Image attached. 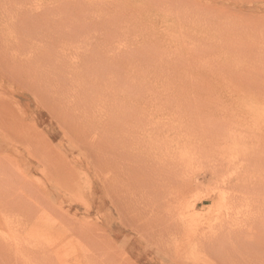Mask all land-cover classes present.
Wrapping results in <instances>:
<instances>
[{
    "label": "rangeland",
    "instance_id": "1",
    "mask_svg": "<svg viewBox=\"0 0 264 264\" xmlns=\"http://www.w3.org/2000/svg\"><path fill=\"white\" fill-rule=\"evenodd\" d=\"M42 1L45 4L49 2L48 5H56L59 0H42ZM95 1H98V0H95ZM134 1L139 3L142 0H134ZM149 1L150 0H147L145 2L144 0L140 2L141 6L148 8V9H153L159 5H160L159 7L161 6L163 7V5L166 3L165 5L169 6L167 10L170 11V8H171L170 6L177 7L176 4L180 3L182 7H184V5L186 4V7L192 8L190 10L194 11V9H198L199 12H205L208 14V17H209V13H211V15L214 14V18H207V20L205 21L206 25L209 24L208 28H205L206 25L204 24V21H201L200 27H198L195 30H189L190 34L189 32L188 34L190 37H192L189 40H191V43L192 42L195 43L194 48H196L197 45L201 43V40H198V38L200 37V34L207 31L205 34L209 35V33L212 31V28L214 26H215L214 28H217V27L223 28L226 23L224 18H227L226 20H228V18L231 16L235 17L239 21L243 29L242 30L243 33H240L239 35L231 37L232 43L234 42H235L234 44L237 43L236 44L237 46L239 45V47L242 48V50L244 49V51L245 50L249 51L250 53H247V54H250V56H252L251 58L248 57L249 58L248 61H250L248 63V65L250 66L249 75L251 76L249 77V79L250 78L251 79L249 81V79L247 78L248 80L246 79L245 80L246 82L245 81L243 82V79H242V82L239 84L241 92H242L240 95L242 96H239L238 98L235 99L234 96L232 95L233 97L231 99L233 101L230 98H228L227 101L221 105V107L219 108V111L217 110L218 112H220V114L218 113V116L217 114L216 116H214V113L212 112H207V111L202 110L198 113L194 112L191 115H188L189 118L186 117L187 119H185L184 116L183 117L180 116L174 120L171 119L172 120L171 121V120L166 119L163 116L164 118H161L160 119L161 121L160 120L157 121V119L160 118V114L158 111H156V112H152L153 114L147 113L146 117L144 116V119H143L144 124L143 125L141 124L143 122L140 123L142 126V129L140 130H142L141 131L142 136L146 135L145 138H149V136L150 138H153L154 136H159L163 138L169 136L170 138V137H173L174 134L176 135L177 132L179 133L178 130L180 127L183 128L184 126L186 125L188 126L189 124L193 125V123H191L192 120L198 119L197 121H199V123L201 122L203 123V127H200L202 128V131L200 130V128L198 130H195V132L193 131L191 135L194 137L193 138L189 137V138L190 140H194V145H198V143H201V142L205 144L206 142H209L211 140L213 145L210 144V147L212 148V150L210 148L209 149L210 152L207 151L208 153L205 152L206 154L203 153L201 154L202 156L196 155L194 152V148H192V145L188 143L189 141L188 138L185 139V137H188L190 134H188L187 132H184V133H187V135L184 136L185 134L180 132L179 135L183 136V137H179V139L181 138L180 141L178 139V141L173 140L170 143L169 142L170 140L166 141V139H163L161 145L158 147L152 146L150 144V146H141L140 148L135 150L136 154L140 155V157L142 158H148V160L154 158L150 160L151 162L150 161L147 162L146 165H144L141 168L142 171L140 170L136 172V170H134L133 168V164L131 163L132 161L130 159H129L130 163L128 162V160H126L127 164L128 163L129 164L128 165L126 164L125 168L123 166L124 168L123 169L122 167L119 166V163L116 159L110 158L113 156V154H116V152H117V155L118 153H120V150H116V152H114L115 146L118 145V143L120 142L119 139L116 138L115 140H113V142L111 141L112 144L109 145L106 142L99 141L100 139L102 140L104 136L101 137L100 134L99 135L96 134V136L98 137L97 141L102 142L101 143L102 148L105 147L104 149L108 151L107 153L105 152L103 154L105 156H108V155L110 156L109 157L110 161L107 162V166L103 167V169L105 171H108L111 174V175L109 174L110 175L109 177H113L114 179H116L114 180L113 184H115L114 186L118 189L117 190L118 194L115 193V195H120L119 196L120 201L118 200V203L119 204L120 202L122 203L119 205L117 201L115 200L116 204L112 205L111 202L108 200L107 196L101 190L102 184H104L107 174H105V172H103L101 169H96L94 166H92L91 161H88L86 159L88 162L85 163L83 159L86 157V154H90L89 158L92 159L93 157L91 154L92 151L90 150L91 151L90 153V151L87 150L90 147H87V148L83 147L85 148L86 151L83 148L76 150L74 145L76 142L75 138L78 137L77 136L78 134L76 135L75 134L76 131L72 130L70 127V124H73V123L76 124L77 120H80L81 117H82L81 119L82 122L86 121L87 118L88 120L89 119L94 120L95 116H98L97 118H99V115L102 114L100 110L101 111L102 110L105 111V110L101 108L100 110L99 108L97 110L96 106L95 108L90 107V109L88 108L83 109L81 106L82 101L81 103H79L80 105H77V103H75V105L71 106L72 108L68 109L70 110L69 111L70 113H68L67 116H66L67 110L63 107L59 108L61 107V105H59L61 94L56 89L55 86L59 82L60 84L58 85L61 86L64 79L62 78L60 79L59 78L60 75L58 73L61 71V69H64V68L67 69L69 65L72 64L70 61H68V59L71 58L69 56V52H72L70 55L74 54L73 50L76 51L80 49L81 45L77 47L78 49H74L76 48V44H74V45H68L69 48L68 46L67 47L65 46L63 47V49L59 46L58 49L62 50V51L59 50V52H58V49H56V51L52 50V52H58L59 53L58 55L60 57L62 56V59H61L62 63L56 64L57 62H52L51 57L48 58V55H49L48 51L43 52V55H41V57H43L42 59L39 56L41 61L38 58H37L38 61H33V59H36V57H38L37 56L38 54L35 53L33 57L31 56L30 58H28L29 57L28 50L30 48H36V46L34 45L32 46V44H29L30 46L28 44L27 45L24 44V45H21V47L19 46V47H13V48H10V47L6 48L5 46L4 47L2 46L4 44L3 42L6 39H9V37H11L10 34L15 33V29L19 31H25L28 22H30L31 20L28 19L27 23L23 22V19L27 17V14H26V15L19 17L18 20H17V16H15L11 20L13 23H10V20H7V18L10 19L9 18L10 16H7V18H4L6 17V15H10V13H7L8 11H11L9 7H6V9H8L6 12H3L4 11L3 8H0L1 9L0 10V13H1L0 14V100L4 102H7V100H11L13 98L15 100V101L13 100V102L10 101L9 105L5 107L4 114H1L0 112V167H1L0 168V259H1L0 264H36V262H38L39 264L40 261H41V264L42 263L48 264L50 261L49 260L46 261V259L43 260L41 257L42 255L41 253L46 254V251L48 253L50 250L51 252L54 250L55 252L57 251V255H60L62 253L64 254V255H60V257L57 256L58 257V258L56 257L57 261H56V258L52 257L51 258L52 260L50 262L51 264H62V262L65 264H264V259L260 255H258V252H256L258 251V248L260 247V245L264 242V236H263L264 226L261 227L262 229L260 230L259 229L260 225L259 223H257L260 219L264 217V215H262V212L264 213V211H262L264 208V206L262 205L263 200L259 198L261 193H264V192L258 189L261 182L262 183L260 186L262 185L264 186V161H262L264 160V154H262L264 153V140L258 139L259 133L262 132V130L264 131V96L263 95L254 96V94L252 96H248L249 94L246 95V91H250V90L255 91V86L257 89L255 93H257L258 91H261L264 94V91L262 89L264 88L263 87L264 82L263 84L260 83L264 80V0H176V4L173 3L175 2V0H151V2ZM20 2H22V0ZM22 3H19L20 5L19 4L18 5L22 6L23 5ZM116 10H118V8H116ZM112 12L114 13L116 11L112 10L110 13ZM182 12H184V10H182ZM54 13H55V16L53 12H50L51 15L53 14L54 20L51 19V21L50 22L48 21L46 25L51 26V28L54 26V28H56L55 30H57L56 33L58 32L60 28H63L62 27L63 25L70 26L72 24L70 22L73 21V17H74V20H76V22L79 21L78 19L79 15H77L76 13H73L72 14L73 17L68 16V18L63 20L64 21L63 23L61 22L60 24L61 27L59 28L58 26L56 27V25L54 24L59 23L58 17L60 19V14L58 13L59 14L58 16L56 12ZM168 13L159 15L157 18L156 25L158 26L159 31L157 33L154 32L153 34V37L155 36L154 38L157 41L160 39L171 37V35H169L171 32H172L171 33L172 37H174V35L178 36L183 32V29L181 27H177L173 29L172 31L166 30V32L164 33H159L161 28L167 25H169L168 27H170V23H172L170 19L171 16ZM56 16L58 17L56 18ZM75 17H78V18H75ZM50 18H53V17H50ZM72 25H73V31L74 30L76 31L78 25L76 24V27L74 24ZM147 25L148 23L145 22V26ZM65 27L66 26H64V28ZM8 29L9 31H7ZM202 30L203 32H201ZM80 31L82 30L81 29L78 30V32ZM52 34H54L55 36L57 35L55 34V31L52 32ZM158 36H161V38L158 39ZM164 36H167V37H164ZM120 37L122 38L123 35H121ZM120 37L117 36L111 39L114 45L119 46V45L125 44V42L127 41V37L125 35L122 39ZM36 41L37 43L40 42V40H36ZM115 42L117 44H115ZM127 44H129V40ZM72 47L74 48L72 49ZM164 49L165 48H163V50ZM169 49L173 50L174 48L170 47ZM63 52L64 54L68 52L65 55H68L69 57L63 56L64 55ZM193 53H191V55L189 56L187 55V57H191L193 55L191 58H194L197 54L199 56V59L201 58L200 60H202L204 57L206 58V57L211 56L213 52L210 49H208V51H205L204 53L203 51H200V50H194ZM146 54L147 53H144L142 55L145 56ZM18 55H19V58H18ZM140 55L141 54L137 55L138 59L142 57V55L141 56ZM133 56L134 55L130 56V60L131 58L133 59ZM253 56H255L256 62H254V60H251V59H254ZM28 59H31V60H28ZM199 59L197 60V62L200 61ZM42 60H44L45 63ZM70 60H72V58ZM35 62L39 63L40 66L43 63L44 65L39 67L38 66L39 64L36 65ZM191 62L195 63L196 62L195 58H194V61H191ZM253 62L255 64L250 65V63H253ZM33 64L35 66H38V68L36 67L35 71L33 70ZM249 66H246V67L248 68ZM138 68L142 70L141 69L142 67H138ZM251 68H253V70ZM33 74L36 76H34ZM73 74H74L73 75L74 79L71 78L70 76L69 78L68 75L66 76L67 83L75 82L76 81L75 79L80 77L79 73H73ZM43 75H46V76L44 77ZM104 76L106 77L107 73L105 75H102L100 79L103 80L105 78ZM34 77L38 78L41 84L43 85V86H40V89H39L42 91L41 92L42 94L40 93V95L38 93L34 94L33 93L35 91L34 89L32 90L33 92H30L31 88L32 87L34 88L33 84L38 85V80H37V83L33 82ZM162 77H158L159 79L157 80H163L165 76L163 75ZM58 78L61 81L59 80V82L57 81L58 82L57 83L56 80H58ZM251 80L254 82L252 83ZM46 83L48 84L50 83L51 87H49V85H47ZM62 88H63V84H62ZM242 88L244 89L242 90ZM155 90L156 89H151L150 91H148L149 97H151L153 94H156V93H151L152 91L155 92ZM196 90L198 91V88ZM200 90L201 89H199V91ZM197 91H196V94L199 93L203 96L206 95V97L209 96V93L207 91L203 92V90H201L200 91L201 93ZM31 94H32V97L34 98L31 97ZM163 94L165 95H162V96L160 95L161 97L158 94H156V96L159 98V100L161 99V101H165V99L168 98L169 96L167 95V93H163ZM144 95H147L148 97V94L144 93L142 96ZM46 96H48V98ZM145 97H143L144 99L141 97L140 101L142 102V99H143V102L147 100L145 99ZM150 99L152 100L154 99V97H151ZM150 99H148L147 101L148 104L145 101L144 102L145 104L142 102L141 106L143 104V106L148 105L149 107L151 105V107H153L154 103L156 104V102L159 101L157 98L155 99L156 102L152 100L153 101V106H152V102ZM172 100L171 99L169 100L170 104L172 105L171 107L170 106L168 107V110H173L179 104L177 102H180L174 99ZM224 104H227L226 106H229V107L232 106V108H234L233 110H235L236 113L233 110L231 112L223 111ZM47 106L49 108L51 107L52 109L50 108L49 110ZM65 107L68 108L67 105ZM117 109L114 110L115 113L120 110V108L118 109V111ZM10 110H12V113H13L11 115L8 113ZM77 110L79 111V113L77 112ZM95 110L98 112H96ZM87 113L89 114L88 116L86 115ZM230 114L232 116H230ZM124 116L120 117V120L118 123L120 124L126 123L128 120L126 121L124 118H127V119L133 118V120H135L138 117V114L137 112H133V113H128V115H124ZM66 117H69V118H66ZM70 117H73V118H70ZM222 117H223V120L218 119ZM236 118H238V120ZM67 119L70 121H68ZM215 119L220 120L219 125L225 124L226 122L229 124H232L235 121H239L235 123H241V124L239 125V128L235 130L233 134L223 135L225 137L221 135V137L218 138V136L212 135V130H214L216 127ZM137 120H139V118ZM206 120L209 122H207ZM153 121L154 122L156 121L155 122L156 124ZM245 122L250 123L249 128L248 127L244 128L245 125L243 123ZM252 124H255V125L251 126ZM187 126L183 128L184 129L183 131L188 130V129L193 130V127H190L191 125H189L188 128ZM147 132L149 134H147ZM133 133L134 135L138 134L136 132H133ZM167 134H170V135H167ZM73 137L74 139H72ZM197 138H199L200 140ZM224 138H225V141L223 140ZM201 139H204V140L202 141ZM195 140L198 143L195 142ZM174 141L179 144H176ZM216 142L217 143L219 142V143L217 144ZM246 143L247 145H245ZM172 144L173 146L171 147ZM95 147L97 146L95 145ZM256 148L257 150L255 151ZM82 149L85 152H83ZM170 149L173 150L175 156L178 157L177 160H179L180 158V160L182 159V160H185V162H189V161H192L193 159H196V157L198 160L196 159V160H193L194 162L192 161L190 167L188 168L189 170H188L187 176L178 177V188L175 187V185L173 184H169L170 187L168 189L166 188L168 186H166V184L164 185V181L160 180V177H164V176H160V175L165 174L166 176L171 171L169 169L173 168L174 165L176 167L177 165L176 163L178 162L176 161L174 165L171 164L173 162H166L168 163L167 165L161 162L160 160H162L161 156L163 157L167 156ZM260 149H261V152H260ZM97 150H98V147H97ZM98 151L100 152V150ZM43 154L47 157L45 158L46 160L43 159V161H41L42 158H40L39 156ZM79 155H81L80 156L81 158L79 157ZM255 155L256 156L261 155V156L258 158ZM198 156L200 159L198 158ZM4 157L5 158L7 157V158L5 159ZM255 157L259 159V160L257 159L258 160L257 162H256ZM124 158L125 156L123 157V159H120V161L124 162ZM155 159L157 160L158 165ZM180 160L179 162H181ZM115 161L117 162L115 163ZM213 162H214V165H213ZM249 162H250V165L247 166ZM1 164L3 166H1ZM165 165L167 166L165 167ZM170 165L172 167H170ZM212 165L213 166L216 165L217 167L216 166L213 167ZM236 166L238 168V172L235 171L237 170ZM110 167H112L113 169ZM119 167L123 169V171L122 169L120 170L122 174H124L123 173L124 171L126 173L124 176H122V178H120L122 174L119 173ZM163 167L165 168V170ZM227 167L229 170L227 169ZM213 168H215L216 170ZM234 168L235 170H232ZM116 170H118V172ZM230 170L233 172H231ZM217 171L219 173H217ZM132 172H134L135 175L134 173L132 174ZM115 173H118V174H115ZM229 173H231L232 175ZM233 173L234 174L237 173V174L234 175ZM241 173L243 175H241ZM128 175L130 177V178L128 177L129 180L127 178ZM153 178H157V179L159 178L158 180L160 181L156 179L154 180ZM193 178L195 179L193 180ZM241 179H243L242 181L245 180V183L248 185V186L246 185L247 187H249L250 185L251 189L249 193L241 194V192H239L240 187H239V184L237 183H241ZM256 179L258 181H256ZM117 180H120V181H117ZM186 180L188 181L191 180V181L189 183L187 182L186 184L185 183ZM121 181L123 182V184L126 183V186L124 184V186L127 188L125 189V192H127V190L131 186L134 187L136 182L138 183V186H139L140 184L150 181V183H152L151 184L152 187L146 186L148 190L151 189V191L146 190V192L149 193V194L147 193V196L149 195L151 196L153 193L155 194L156 191L158 192V190L162 188L165 192L164 191L160 192L162 189L159 190L160 195L163 196L161 198H159L160 196L159 193L156 192V194H158V198L160 200L163 198L162 201L169 200V202L173 200L172 201L173 203L170 202V205H172V208L168 204L169 205L168 207L170 209L168 208L169 209L168 210L166 206L164 209L168 211L162 212V213H166L167 216H170L175 220H172V224L168 226H167V222L165 221L166 224L164 225L167 227L162 228L163 229L162 234L161 233L154 234L155 232H151V230L154 227L152 229L151 227L149 228V225H150L149 223L148 224L144 223L142 225H139L138 223L140 221L137 222L136 217H134L135 216L134 214L136 211H134V214L132 213L133 214L132 218L133 219L135 218L134 221L130 220L131 221L130 222L128 220L129 218H131L128 211L132 207L133 208L131 210L135 209L134 208L135 202H136L135 197L138 196V195L136 196L137 189H136V192L135 190L133 192V188L131 187L132 189L131 190L129 189L130 193L133 192L135 194L133 193L129 194V196L132 195L130 198L129 196L127 197V194H125L126 196L123 198L122 193L124 189L121 190L119 188V184L118 185L116 184V183L121 184ZM248 181L249 183H247ZM150 183L149 184L145 183V184L150 185ZM197 183H199V185ZM255 183H257L258 188L256 187ZM159 184H161L162 186L161 188L158 187ZM236 184L238 186L235 187ZM74 186H76V188H74ZM171 186L175 189V191H173L174 189H172ZM182 187H184V189ZM135 188L136 186L134 187V189ZM253 188H257V189L254 190ZM251 190L253 193L251 192ZM167 192L169 193L166 195ZM13 193H15V195H12ZM170 193H173V194L171 195ZM175 193H176V196H173ZM235 194L237 195L235 196ZM7 195L15 196L16 197V199L14 200L15 203L18 204L20 202L19 205L21 204L22 206L17 207L16 205H14L13 207L14 202L12 203L11 200H8ZM121 195H122V198H121ZM164 196H166L167 198L169 196V198L166 200ZM170 196H173L174 199L171 200L172 197L170 198ZM256 196H259L257 197L259 198V200H256L257 199ZM142 197H143L142 200L144 201L142 203L144 204L142 205V207H140V209L143 210V212L142 211L141 212L143 215L147 213L149 214L147 210H146L147 213L145 212V207L146 209H148V206L146 205L145 202H147L148 204L150 199L147 198V200L145 199L146 200L145 201L144 196ZM251 197H253L255 201ZM5 199H7L8 201ZM128 199L129 200L131 199V200L129 201ZM133 200L134 202H132ZM258 202H260L261 206L256 204ZM130 203H133V204H130ZM35 204L38 206H36ZM117 204L119 208L116 207ZM121 205L122 206L124 205V206L121 207ZM127 205H129L130 207ZM26 206L27 207L30 206L31 210H29V208H27ZM99 206L101 208H99ZM124 207H128L127 210ZM25 208L26 210H24ZM120 208H123V210L125 211H123ZM27 209H28L29 214L26 212ZM258 214L261 216H259ZM25 216H28V217L26 218ZM167 216H166V220L168 219ZM24 218L28 220L32 219V221L27 222L26 224L25 223L26 221H24L25 220ZM6 219H7V222H5ZM34 219H36L37 221ZM22 220L24 221L25 225H27L28 227V228H25L26 230L22 228V224H23V223L21 224V222H23ZM179 221L181 223H179ZM3 222H5L6 224L9 223L8 225L10 227V230L11 229L12 230L17 229V230L8 231L7 230L9 229L8 225H4ZM17 222H20L21 225L19 224L18 226ZM133 222H134V226H133ZM135 222H137V225ZM174 222H176L177 224L175 223L174 225ZM14 223H16L17 225ZM12 224L14 226H11ZM28 225L29 226L33 225L32 226L33 228L29 227ZM138 225H139V228H137ZM152 225L154 224H151V226ZM173 225L175 226L174 228L172 227ZM140 226L142 227V229L140 228ZM28 229H30L31 231ZM46 229L48 232L46 231ZM25 231H27L28 233ZM19 232L21 234L23 233V235H21ZM29 232L32 233V235L28 236ZM44 233L45 235H43ZM223 233L225 234L223 235ZM48 234L49 236H47ZM25 236L27 237V239ZM86 242H87V245H86ZM14 246L15 248H13ZM44 250L46 251L44 252ZM13 254H16L17 258H15ZM88 254H90L89 255L90 257L88 256ZM21 255L23 257H21ZM38 255L40 257H37ZM5 256H7L8 260L4 259ZM61 256H64V257L66 256L65 262H64V258L63 260L60 259L62 258ZM40 258L42 260H39ZM15 261L16 263H14Z\"/></svg>",
    "mask_w": 264,
    "mask_h": 264
},
{
    "label": "bare ground",
    "instance_id": "2",
    "mask_svg": "<svg viewBox=\"0 0 264 264\" xmlns=\"http://www.w3.org/2000/svg\"><path fill=\"white\" fill-rule=\"evenodd\" d=\"M20 1L21 0H0V8H3V10H4V11L2 10L3 12H6L8 10V9H6V7H9V9L11 10V11L7 12V13H10V15H6L5 14L6 17L3 16L4 18H7V16H10L9 17L10 19L7 18V20H10V23H13L11 20L15 16H17V20H18L19 17H21L23 15H26V14H27V17L25 19H23V22L27 23L28 19H30L31 20L30 22H32V23L28 22L27 26L25 25L26 26V30L23 28L25 31H19V30L15 29V33L14 34H10L11 37H9V39H6L4 42L2 40V42L4 43L2 45L3 47L5 46L6 48H9V47L13 48V47H19V46L21 47V45H24V44L25 45L32 44V46L34 45V46H36V48H30L29 47L31 50L30 49L28 50L29 51L28 52V54H29L28 58H30L31 56L33 57V55L35 53H37L38 57H36V59L38 58L41 61V59L43 58V57H41V55H43V52L48 51L49 52L48 58L51 57L52 62H57L56 64H59V63H62V60H61L62 56L60 57L58 55L59 54L58 53L59 50L62 51L61 49H58L59 46L63 49V47H65V46L67 47L68 45L76 44V48L72 47V49L73 48L74 49H78L77 47H79L81 45L80 49H78L76 51L73 50L74 54L70 55L72 52H69V56L72 58V60H70L71 58H69L68 61H70L72 64L69 65V67L67 69H65V68L61 69V71L58 73L60 75L59 78L60 79L61 78L64 79V81L62 82L63 88H62V84H61V86L58 85V84H60V82H59L60 79L58 78V80H56V82L58 81L59 83L57 82L58 84L55 87L61 94L60 95V101H59V103H60L59 105H61V107H59V108H62V107L65 108L67 110V113H66V116H67V114L70 113L69 112L70 110H68V109L72 108L71 106L75 105V103H77V105H80L79 103H81V101H82V105L81 106H82L83 109H87V108L90 109V107H94L95 108V106H96L97 110H98V108H99V110H100V108L105 110V111H103V110L101 111L100 110V112H102V114L99 115V118H97L98 116H95V118L92 116L94 118V120H92V119L88 120V118L85 117V118H87V120L85 119L86 121L82 122L81 121L82 117H81V119L79 118L80 120H77L76 124L75 123L70 124V127H71L72 130L76 131V133H75L76 135L78 134L77 135L78 137L75 138L76 142L73 140L75 142L74 146H75L76 150H79V149H81L83 147H86V148L90 147L87 150L88 151H90V150L92 151V153L90 151V153L93 156L92 159L89 158L90 154H86L87 152L84 153V154H86V157L84 156L85 158L83 159L85 161V163L88 162V161H91L92 162L91 163L92 166H94L96 169H101L103 172H105V174H107V177H106V179L104 181V184H102L101 190L107 196L108 200L111 202L112 205L116 204L115 200L117 201V203H118V200L120 201V197H119L120 195H115V193L118 194L117 193L118 189L114 186L115 184H113L114 180H116V179H114L113 177H109L111 174L108 171H105L103 169V167L107 166V162L110 161V158L111 159L112 158L116 159L118 161V163H119V166L122 167V168H123V166L125 168V165L127 164L126 160H128V162L131 160L132 161L131 163L133 164L134 170H136V172H138V171L141 170V168L144 165H146L147 162H149L150 160H152L154 158L149 159V160H148V158H142V157H140V155L136 154L135 150H137L141 146H150V144L152 146L158 147V146L161 145L163 139H166V141L170 140L169 141L170 143L173 140H177L178 141L179 137H183V136L179 135L180 132L185 134L184 136H186L187 133L191 135L193 133V131L195 132V130H198L200 127H203V123L202 122L199 123V121H197L198 120L197 119V120H192L191 123H193V125L189 124V125H191L190 127H193V130L192 129H188V130L183 131L184 130L183 128L186 127L187 126L186 125L183 128H181V127L179 128V130H178L179 133L177 131H175V132H177L176 135L174 134V136L170 137V138H169V136L168 137H164V138L163 137H159V136H154L153 138H150V136H149V138H145L146 135L142 136V133H141L142 130H140V129H142L141 124L142 125L144 124L143 119H144V116L146 117L147 113L153 114L152 112L158 111L159 114H160V118L157 117L158 118L157 121L160 120L161 118H164V117L166 119H168V120H171V119L174 120V119H176V118H178L180 116H182V117L184 116L185 119H187V118H189L188 115H191L194 112L198 113V112H200L202 110L203 111H207V112H212V113H214V116H216V114L218 116V113L220 114V112H218L219 108L221 107V105L223 103H225L227 101L228 98L231 99L234 96V98L236 99L239 96H242V95H240L242 92H241L240 85H239L242 82V79H243V82H244L247 78L249 79V77H251L249 75L250 66L248 65V63L250 61H248V59H249L248 57L251 58L252 56H250V54H247V53H250V52L247 51V50L244 51V49L242 50V48H240L239 45L238 46L236 45L237 43L236 44H234L235 42L232 43L231 37H234L236 35H239L240 33H243V31H242L243 29H242L239 21L233 16L229 17L228 20H226L227 18H224L225 22H226V23L224 22L225 26L223 28L222 27L214 28L215 27L214 26L213 27L214 29L212 28V31L209 33V35L205 34L207 31L204 30L205 32H203V30H202L201 32H203V33L200 34V37L198 38V40H201V43H199V45H197V47L194 48L195 47V43L194 42L191 43V40H189V39L192 38V37L189 36V34H190L189 30H195L198 27H200L201 26V21H204V24H205V21L207 20V18H214V14L211 15V13H209V17H208L207 13L199 12L198 9H194V11L190 10L192 8L186 7V4L184 5V7H182V5L180 3L176 4V0L173 3L176 4L178 9H177V7L170 6L171 7L170 11L167 10L169 8V6L165 5L166 3L163 5V7L162 6L159 7L160 5L158 4L159 6H157V7L154 6L156 8H153V9L145 8V7L141 6V3H140V2H142L144 0L140 1L139 3L134 1V0H98V1H95V0H59L58 1L59 3L57 2L56 5H48L49 2L46 3L47 4L46 5L42 0H22V2L25 1L24 3L20 2ZM146 1L147 0H145V2ZM149 2H151V0ZM19 3H22L23 5L21 4L22 6H19L20 5ZM160 4H161V2H160ZM17 5H18V7H17ZM101 6H103L104 8L101 7ZM116 8H118V10H116ZM112 10H115L116 12L110 13ZM173 10H174V12H173ZM179 10H181V11H179ZM182 10H184V12H182ZM185 11H187V12H185ZM50 12H53L54 16H55L54 12H56L58 16L60 14V19H59L58 16H56V18L58 17V20H59L58 22L59 23L58 24H54V25H56V27L58 26L59 28L61 27V25H60L61 22L63 23L64 22L63 20L68 18V16L73 17V15H72L73 13H76L77 15H79L78 16L79 18L75 17V18H78L79 21L76 22V20H74V17H73V21L70 22V23L74 24L75 27H76V24L78 25L77 30H76L77 32L75 30L73 31V25L71 24L72 26L71 25L70 26L63 25L62 26L63 28H60L57 33H56L57 30H55L56 28H54V26H53L52 28L55 31V34H57V35L55 36L54 34H52V32H54V31L52 30L51 26L46 25V23H48V21L50 22L51 19L54 20V16H53V14L51 15ZM168 12H170V13L173 12V13L170 14ZM165 13L166 14L168 13L171 16L170 19H171L172 23H170V27H168L169 25H167V26H164L163 28H161L159 33H164V32H166V30L172 31L173 29H175L177 27H181L183 29V32L180 35H178V36H175L173 34L174 37H172V34H171L172 32L171 33L169 32L170 33L169 35H171V37L164 36V37H167V38L160 39L161 36H158V39H160V40L157 41L154 38L155 36L153 37L154 32L157 33L159 31L158 30V26L156 25V21H157V18H158L159 15H163ZM50 17H53V18H50ZM15 21H16V19H15ZM145 22L148 23L147 26H145ZM41 23H43V24H41ZM208 25H206L205 28H208ZM64 26H66V27L64 28ZM80 29L82 31L78 32V30H80ZM7 31H9V29ZM188 32H189V34H188ZM201 32H199V33H201ZM121 35H123V37L125 35L127 37V41L123 45H119V46L117 45L118 46L117 47L116 45H114V43L112 42L111 39L113 37H117V36L120 37ZM36 40H40V42L37 43ZM128 40H129V44H127ZM79 43H81V44H79ZM115 44H117V43L115 42ZM162 47L165 48V49L163 50ZM170 47H173L174 49L170 50L169 49ZM68 48H69V46H68ZM56 49H58V52H52V50L56 51ZM72 49H70V50H72ZM161 49H162V51H161ZM208 49H210L213 52L211 54V56L206 57V58L204 57L202 60H200L201 58L199 59V56L196 54V56L194 57L195 61H196L195 63L191 62V61H194V58H191L193 55L191 57H187V55L188 56L191 55V53H193L194 50H200V51H203V53H204L205 51H208ZM26 52H27V50H26ZM66 53H68V52H66ZM144 53H147V54L145 56H143L142 54H144ZM63 54H64V52H63ZM65 54L63 56H68V55H65ZM138 54L142 55V57L139 58V59H138V56H137ZM132 55H134L133 59L131 58V60H130V56H132ZM23 56H24V54H23ZM39 56L41 57V59L39 58ZM56 56H58V57H56ZM200 56H202V55H200ZM253 57H254V59H251V60H254V62H256L255 56H253ZM18 58H19V55H18ZM36 59H33V61H38V59L37 60ZM144 59H146V60H144ZM198 59L200 61L197 62ZM28 60H31V59H28ZM42 61L44 62V60H42ZM64 61H66V60H64ZM254 62L250 63V65L251 64H255ZM44 63L41 64V66L44 65ZM37 64H39V63H36V65ZM244 64L246 66H249V67L247 68ZM38 66L41 67L40 64ZM38 66H35L33 64V70L35 71L36 67L38 68ZM137 66L138 67H142L141 68L142 70H140ZM253 68H251V69L253 70ZM73 73H79V74L81 73V74H80L79 78L75 79L76 80L75 82L67 83V81H66L67 77L66 76L68 75V77L70 76L71 78L74 79V76H73L74 74ZM106 73H107V76L106 77L104 76L105 78L103 80L100 79V77L102 75H105ZM37 74H38V72H37ZM163 75L165 76L163 80H157V79H159L158 77H162ZM34 76H36V75H34ZM43 76L45 77L46 75H43ZM76 76H77V74H76ZM76 76H75V78H76ZM250 79H249V81H250ZM37 80H38V85L37 84H33L34 88L32 87L30 92H33L32 90L34 89L36 92L34 91L33 93L34 94L38 93L40 95V93L42 91L39 90V89H40V86H43V85L41 84L40 80L38 78H36V77H34L33 82L37 83ZM253 82L254 81H252V83ZM263 82H264V80L262 82H260V83L263 84ZM50 83L49 84L46 83V84L49 85V87H51ZM48 88H46V89H48ZM52 88H54V87H52ZM197 88H198V91H199V89L203 90V92L207 91L209 93V96L206 97V95L203 96V95H201L199 93L196 94V91H197L196 89ZM151 89H156L155 92L152 91L151 93H156L159 96L160 95L161 96L165 95L163 93H167V95L169 97L167 96L168 98H166L165 101H161V99L159 100V98L156 96V94H153L151 97H154V99H152V100L155 101L156 98L159 100L157 102L155 101L156 104L154 103V106H153V101L150 99L151 97H149V92H148ZM243 89L244 88H242V90ZM262 89L264 91V88H262ZM256 90L257 89H256V86H255V91L254 90L246 91V95L249 94L248 96H252L254 94V96H260V95L264 96V94L261 91H258L257 93H255ZM144 93L148 94L149 98L147 97V95L142 96ZM151 93H150V95H151ZM140 96L142 98L146 96L145 99H147V100H145V101H146L147 104H148V102H147L148 99H150L151 102H152V106L153 107H151V105L149 107H148V105L147 106H145V105L143 106V104L141 106V103L143 102L144 98L142 99V102H141L140 101V98H141ZM31 97H32V94H31ZM46 97L48 98V96H46ZM32 98H34V97H32ZM170 99L171 100L174 99V100L180 101V102H177L179 104L173 110H168V107L169 106L171 107V105H172L169 102ZM13 100H14V98L11 99V100H7V102H4V101L0 100V112H1V114L5 113V111H4L5 107L9 105L10 101L13 102ZM232 101H231V103H232ZM66 105L68 106V108L65 107ZM226 105L227 104L223 105V108H224L223 111H227V112L230 111L231 112L234 109V108H232V106L229 107V106H226ZM11 106H12V104H11ZM81 106H79V107H81ZM43 108H45V107H43ZM50 108H49V110H50ZM117 108L118 109L120 108V110L118 111ZM115 109H117L118 112L115 113L114 112ZM6 111H8V110H6ZM73 111H74V109H73ZM233 111H235V110H233ZM77 112L79 113L78 110H77ZM96 112H98V111H96ZM133 112H137V114H138V117L136 116L137 118L135 117L136 118L135 120H133V118L132 119L131 118H128V119L124 118L126 121L128 120L126 123H124V124L123 123H121V124L118 123L121 116L128 115V113H133ZM8 113L10 115L13 114L12 110H10ZM235 113H236V111H235ZM75 114H76V112H75ZM97 114H99V113H97ZM223 114H224V112H223ZM86 115L88 116L89 114L87 113ZM230 116H232V115L230 114ZM154 117H153V119H154ZM66 118H69V117H66ZM70 118H73V117H70ZM138 118H139V120H137ZM147 119H145V120H147ZM218 119L223 120V117L222 118H218ZM218 119L217 120L215 119L216 123H218V124L215 123L216 127H215L214 130H212V135L213 136H218V138H220L221 135L223 136V135H226V134H233L235 132V130L238 129L239 125L241 124V123H235V122H239V121H235L232 124H229V123L226 122L225 124L219 125V121L220 120H218ZM236 119L238 120V118H236ZM121 120H122V118H121ZM163 120H165V119H163ZM68 121H70V120H68ZM123 121H121V122H123ZM141 122H143V123H141ZM207 122H209V121H207ZM243 124L245 125L244 128H246V127L249 128L250 127V123L249 122H245ZM254 125L255 124H252L251 126H254ZM188 126H187V128H188ZM261 126H262V124H261ZM210 127H212V126H210ZM244 128H242V129H244ZM170 129H171V127H170ZM200 130L202 131V128H200ZM64 132H66V131H64ZM133 132H136L138 134L134 135ZM184 132H187V133H184ZM96 134H98V135L100 134L101 137L104 136V138H102V140L100 139L99 141L106 142L109 145H111L113 140H115L116 138L119 139L120 142L118 143V145L115 146V148H114L115 151L114 152H116V150H120V153H118V155H117V152H116V154H113L112 157H110L109 155L105 156L103 153H105V152L107 153L108 151L106 149H104L105 147L102 148V146H101L102 142L97 141L98 137L96 136ZM147 134H149V133L147 132ZM170 134H167V135H170ZM167 135H165V136H167ZM190 135L188 137H185V139L188 138V140H189L188 143H190L192 145V148H194V152H195L196 155H201V154H203V153H205L207 151L210 152V150H209L211 148L210 144H212L211 140L204 144L203 142L198 143L196 140L199 139V138H197L195 140V142H197L198 145H194V140H190V138H189V137L193 138L194 136H192V135L190 136ZM244 136H246V135H244ZM174 137H176V138H174ZM223 137H225V136H223ZM258 137H259L258 138L259 140H264V131L263 130H262V132L259 133ZM72 139H74V137ZM180 139H179V141H180ZM201 140L203 141L204 139H201ZM223 140L225 141V138ZM248 142H249V140H248ZM223 143H225V142H223ZM176 144H179V143H176ZM95 145L98 147V150H100V152L97 150V147H95ZM245 145H247V143ZM172 146H173V144L171 145V147ZM176 148H177V146H176ZM257 148L255 149V151L257 150ZM83 149L85 150V148H83ZM83 149H82V151H83ZM211 150H212V148H211ZM216 150H218V149H216ZM85 151H83V152H85ZM133 151H135V152H133ZM241 151H243V150H241ZM112 152H113V150H112ZM260 152H261V149H260ZM245 154H247V153H245ZM249 154H250V152H249ZM254 154H256V153H254ZM257 154H258V152H257ZM262 154H264V153H262ZM81 155H79V157ZM124 156H125L124 162H121L120 159H123ZM260 156H256V157L259 158ZM39 157L42 158V160L41 159L40 160L43 161V159H45L47 156H45L43 154V155H40ZM161 157L160 158L162 160H160V161L163 162L164 164H167V165H168V163H166V162H173V163H171L173 165H174V163L176 161L178 162V163H176L177 164L176 167L174 165L173 168L169 169L171 171L166 176H165V174L164 175H160V176H164V177H160V180L164 181V185L166 184V186H168L166 188H168V189L170 187L169 184H173V185H175V187L178 188V177L187 176L188 170H189L188 168L190 167L192 161L197 159V157H196V159H193L192 161H189L190 162L189 163V162H185V160H182V159L180 160V158H179V160L181 161V162H179V160H177L178 157L175 156L174 151L171 150V149L168 152L166 157H163V156H161ZM198 158H199V156H198ZM231 158H232V156H231ZM258 158H256V162L259 160ZM117 161H115V163ZM155 161L157 163L156 159H155ZM260 161H261V159H260ZM262 161H264V160H262ZM209 162H210V160H209ZM211 164H212V162H211ZM215 164H216V162H215ZM157 165H158V163H157ZM167 165H165V167ZM213 165H214V162H213ZM249 165H250V162H249V164L247 166H249ZM1 166H3V165L1 164ZM215 166H213V167H215ZM217 166H218V164H217ZM112 167H110V168H112ZM120 167H119V173H121L120 170L122 169ZM170 167H172V166L170 165ZM86 168H88V167H86ZM236 168H237V166H236ZM123 169H122V171H123ZM167 169H168V167H167ZM213 169H215V168H213ZM227 169H228V167H227ZM12 170H14V169H12ZM164 170H165V168H164ZM232 170H235V168L232 169ZM116 171L118 172V170H116ZM230 171H228V172H230ZM235 171L238 172V168ZM158 172H160V171H158ZM214 172H216V171H214ZM231 172H233V171H231ZM123 173L124 174L121 173L122 175L120 176V178H122V176H124L126 174L125 171ZM133 173L134 172H132V174ZM195 173H197V172H195ZM217 173H219V172L217 171ZM115 174H118V173H115ZM127 174H129V173H127ZM151 174H152V172H151ZM229 174H231V173H229ZM236 174H234V175H236ZM134 175H135V173H134ZM241 175H243V174L241 173ZM128 177H129V175L127 176V178ZM193 177H194V175H193ZM228 177H230V176H228ZM129 178H128V180H129ZM137 178H138V176H137ZM195 178H197V177H195ZM195 178H193V180ZM153 179L154 180L155 179L158 180L159 178L158 179L157 178H153ZM245 179H247V178H245ZM160 180H158V181H160ZM242 180L243 179H241V183L242 184L241 183H237V184H239V187H240V188L238 187L239 188V192H241V194L242 193H249L250 189H251L250 185H249L250 188L247 187L248 185L245 183V180L244 181H242ZM117 181H120V180H117ZM190 181L186 180L185 183L187 184V182L189 183ZM256 181H258V180L256 179ZM127 182H129V181H127ZM252 182H254V181H252ZM4 183H6V182H4ZM145 183L149 184L150 181L149 182H145ZM145 183L140 184L138 186V183L136 182L137 185L136 184L134 185V187L136 186L135 189H134L133 186H131L133 188V192H134V190L136 192V189H137L136 196L137 195L138 196L135 197V200H136L135 206H134L135 209L131 210L133 208L132 207L129 210L130 212L128 211V213H129L130 217L132 218L133 214H134V211H136L135 214H134L135 215L134 217H136V221L137 222L140 221L138 223L139 225H142L144 223H147V224L149 223L150 224L149 228L151 227V229H152L154 227L152 229L153 231L151 230V232H155L154 234H160V233L162 234V231H163L162 228L163 227L165 228L168 225L172 224V220H175L172 217L167 216L166 213H162V212H166V211H168L170 209L168 206L170 205V202L173 201L172 200V199H174L173 196H176V193L173 196H170V198L172 197L171 198L172 201H170V202H169V200H167L169 198V196H168V198L166 196H164L167 201H164V200L162 201L163 198L160 200L159 198H161L163 196H161L160 193H159V190L162 189L161 188L162 187L161 184H159L160 186L158 185V187L161 188V189H159L158 192L156 191L160 195L159 198H158V194H156V192H155V194L153 193L151 196L149 195L150 196L149 197V196H147L148 192H146V190L147 191H151V189L149 188L150 190H148L146 188V186L150 187L152 183H150V185H146ZM247 183H249V181ZM261 183H260V185H261ZM116 184L117 185L119 184V188L121 190L124 189V191H123L124 194L122 193L123 198L126 196L125 194H127V197H128L129 194L133 193V192L130 193V191H129V189L130 190L132 189L131 187L127 190L128 193L125 192V189H127L125 187L126 183H124L125 186H124L122 181H121V184L120 183H116ZM197 184L199 185V183H197ZM237 184L235 185V187L238 186ZM255 185H256V187L258 186L257 183H255ZM260 185H259V188L258 187L257 188L260 191L264 192V186L262 185L263 186L262 187ZM74 188H76V186H74ZM171 188L174 189L172 186H171ZM182 188L184 189V187H182ZM188 188H189V186H188ZM257 188H253V189L255 190ZM154 189H156V188H154ZM18 191H19V189H18ZM162 191H164V190L162 189L160 192H162ZM168 191H170V190H168ZM173 191H175V189ZM230 192H231V190H230ZM251 192H252V190H251ZM150 193H152V192H150ZM168 193L169 192H167L166 195ZM173 193H170V194L172 195ZM3 194H4V192H3ZM20 194H22V193H20ZM133 194H135V193H133ZM256 194H257V192H256ZM258 194H260V193H258ZM12 195H15V193H13ZM122 195H121V198H122ZM141 195L144 196V200L145 199L147 200V198L150 199L148 204H147V202H145L146 205L148 206V209H146V207H145V212L147 210V212H149V214L147 212H146L147 214H145V212H144L145 215L142 214L143 210H141L140 207H142V205L144 204L142 202H144V201L142 200L143 197ZM236 195L237 194H235V196ZM131 196H129V198ZM140 196H141V198H140ZM146 196H147V198H146ZM240 196H242V195H240ZM13 197H15V196L9 195L7 197V199L11 200L12 203L14 202L13 207H14V205H16L17 207L18 206L19 207L22 206L21 204L19 205L20 202L18 204H16L15 201H14L16 199V197L15 198H13ZM248 197H249V195H248ZM257 197H259V196H256V198ZM251 198L253 199V197H251ZM259 198H261V200H263V204L262 205L264 206V193H261ZM259 198H257L256 200H259ZM7 199H5V200H7ZM253 200L255 201V199H253ZM261 200H260V202H261ZM129 201H128V203H129ZM132 202H134V200ZM260 202H258L259 204L258 203H256V204L260 205ZM118 204H117L116 207H118ZM120 204H122V203L120 202ZM130 204H133V203H130ZM129 205H127V206H129ZM11 206H12V204H11ZM36 206H38V205H36ZM101 206H102V204H101ZM123 206L121 205V207H123ZM166 206H167V209L169 208L168 210L164 209ZM170 206L172 208V205H170ZM27 208H29V210H31L30 206L27 207ZM99 208H101V207L99 206ZM124 208L127 210L128 207H124ZM162 208L165 211H163ZM120 209L123 210V208H120ZM142 209H144V208H142ZM18 210H20V209H18ZM24 210H26V208ZM158 210H160V211H158ZM123 211H125V210H123ZM262 211H264V208H263ZM26 212L29 214L28 209H27ZM52 214H54V213H52ZM262 215H264L263 212H262ZM28 216H25V217L27 218ZM166 216L168 217L167 220H166ZM171 216H172V214H171ZM259 216H261V215H259ZM26 218H24L25 219L24 221H26L25 222L26 224H27V222H31L32 221V219L31 220L29 219L30 220L29 221ZM131 218H129L128 220L129 221L130 220L134 221L135 218L134 219L133 218L131 219ZM4 220H5V218H4ZM34 220H36V219H34ZM19 221H21V220H19ZM24 221L21 222V224L23 223L22 224V228L24 230H26L25 228H28V227H27V225H25ZM165 221L167 222V226L164 225V224H166ZM5 222H7V219H6ZM5 222H3L4 225H8L9 224V223L6 224ZM8 222H10V221H8ZM14 222H16V221H14ZM137 222H135L136 225H137ZM175 223L176 222H174V225H175ZM179 223H181V222L179 221ZM257 223H259V225H260L259 229L261 230L262 229L261 227L264 226V217L262 219H260ZM14 224H16V223H14ZM17 224L19 226L20 222H17ZM151 224H154V225L151 226ZM139 225L137 226V228H139ZM174 225L172 226L173 228L175 227ZM203 225H204V223H203ZM11 226H14V225L12 224ZM32 226L33 225H30L29 227H32ZM133 226H134V222H133ZM8 228L9 229H7V230L9 231L10 230L9 225H8ZM20 228H21V226H20ZM140 228L142 229L141 226H140ZM16 230H12V231H16ZM28 230H30V229H28ZM46 231H47V229H46ZM25 232H27V231H25ZM12 233H11V235H12ZM224 234L225 233H223V235ZM21 235H23V233ZM30 235H32V233L29 232L28 236H30ZM43 235H45V233ZM47 236H49V234ZM263 236H264V234H263ZM26 239H27V237H26ZM78 240H79V238H78ZM7 243H9V242H7ZM86 245H87V242H86ZM13 248H15V246ZM35 249H37V248H35ZM85 249H87V248H85ZM45 251L46 250H44V252ZM210 252H212V251H210ZM256 252H258V255H260L264 259V242L260 245V247L258 248V251H256ZM41 254H42L41 257H42L43 260L46 259V261L49 260L50 262L52 260L51 259L52 257L56 258L57 256L60 257V255H64L63 253L60 254V255H57V251L55 252V250L52 251V252L50 250L48 253L46 251V254H43V253H41ZM68 254H69V252H68ZM89 255L90 254H88V256ZM13 256L15 258H17L16 254H13ZM21 257H23V256L21 255ZM37 257H40V256L38 255ZM61 257L62 258H60V259L63 260V258H64V262H65V257L66 256L65 257L61 256ZM57 258H56V261H57ZM4 259L8 260L7 256H5ZM42 259L40 258L39 260H42ZM14 263H16V261ZM36 264H38V262H36ZM39 264H41V261H40ZM42 264H47V263H42ZM62 264H65V263L62 262Z\"/></svg>",
    "mask_w": 264,
    "mask_h": 264
}]
</instances>
